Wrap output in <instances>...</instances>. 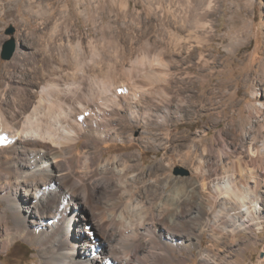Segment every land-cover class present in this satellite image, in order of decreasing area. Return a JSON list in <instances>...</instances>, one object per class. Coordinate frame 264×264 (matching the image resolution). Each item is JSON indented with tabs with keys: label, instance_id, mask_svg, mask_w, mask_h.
I'll return each instance as SVG.
<instances>
[{
	"label": "bare ground",
	"instance_id": "bare-ground-1",
	"mask_svg": "<svg viewBox=\"0 0 264 264\" xmlns=\"http://www.w3.org/2000/svg\"><path fill=\"white\" fill-rule=\"evenodd\" d=\"M138 2L140 9L131 0L17 2L14 51L6 60L0 51V251L22 239L37 247V264H183L184 251L192 257L200 248L207 264L217 253L192 235L195 223L205 220L214 239L219 228L234 235L264 221V51L230 56L245 45L235 36L228 56L207 55L225 13L218 0ZM0 9L5 16L2 0ZM7 37L0 26V50ZM214 79L209 99L236 88L223 109H234L228 127L178 155L195 170L189 191L209 194L206 208L189 201L184 180L162 160L146 169L141 150L100 149L133 141L156 154L167 144L183 148L187 136L173 132L203 106ZM241 84L247 93L237 100ZM87 213L98 239L80 224Z\"/></svg>",
	"mask_w": 264,
	"mask_h": 264
},
{
	"label": "rangeland",
	"instance_id": "rangeland-1",
	"mask_svg": "<svg viewBox=\"0 0 264 264\" xmlns=\"http://www.w3.org/2000/svg\"><path fill=\"white\" fill-rule=\"evenodd\" d=\"M135 1L136 0H131L132 8L135 6L136 9H140L141 7L139 5L138 0L136 2ZM245 1L246 0H218L220 5L222 3L223 10L225 11V13L220 22L221 24L218 27L219 31L217 32V36L215 37V40L211 43L209 47L207 46L208 48L206 47V49L204 50L206 51L208 56L210 55L211 52L215 55L226 56L227 47L230 44L229 40H231V38L235 36L241 37L244 40L245 45L239 47L237 52L230 56L235 58L237 54L247 55L248 53L253 51L255 46L257 48V51H264V0H253L251 3L252 5L248 4L247 1L246 2ZM17 2H19V0H13V1L2 0L3 9H5L6 15L4 16L2 13H0V26L4 27V33L6 35H9V37L5 39V41L1 46L0 51H2L1 52L2 60H6L10 57L9 56L10 54L7 53L9 50H11L10 48H12V51H14V47H15L14 35L16 29L20 28L21 25L20 23L22 22L21 11L17 5ZM235 11L237 12V15ZM218 15L219 13H216V16ZM248 22L251 23L252 26L251 28L247 29V31H245L244 28L248 24ZM78 24L80 25V22H78ZM255 34L257 35L254 37ZM251 37L254 38L252 42H249ZM215 81L216 80L214 79V81L210 83L209 88L206 89L207 91L203 92L201 98L204 103L203 106L197 108V111L193 110L189 114H186L185 119L180 121V125H178V127L173 132L174 134H176V136H180V135L187 136L186 140L183 143L184 144L183 148L175 149L172 146H169V144H167L166 145L167 150L161 149L159 151V154L158 153L156 154L152 150L144 149L142 146H140L141 144L139 141H133L131 143L108 142V143H104V145H100V149L104 152L105 156L114 155V154L126 155L130 153L139 154V150H141L142 151L140 155L141 160L146 169L150 167L153 168V166H155L160 160H162L164 165L166 164L165 171H167V173L170 174V176L173 179L184 180L185 184L187 185L186 188L188 189L189 192L188 193L190 199L189 201L193 200L196 203L198 202V204L203 203L202 207L206 208L205 203L208 202H205V199H208L209 194L206 193L205 195V191L200 192L199 188L195 189V192L189 191V188L191 187L192 183L195 184L197 183L196 179L193 176L195 175V170L194 167L191 164H189V162H186V160L184 159L182 160L179 156H182V154L185 153L188 147L192 144H196V141H198L199 139H203L204 143L207 144L216 138L219 129L223 130L224 128L228 127V123L229 120L231 119V114L234 109L226 110L225 114H223V109L228 104L226 95L229 94L230 92L236 91V88L235 87L234 88L230 87L229 89L227 88L224 90L225 96L224 95L215 96L209 99L208 97L210 96L209 95L210 90L215 88V84H216ZM239 88L240 89L237 92V100L243 98L247 93V92L245 93L243 84H241ZM116 89L117 88H115L113 91H110L109 94L113 93ZM190 91L196 92L197 89L192 88L190 89ZM260 93L263 95L264 98V91L262 89ZM102 100L103 99H100V101L93 103V105L98 104ZM240 108L241 111L243 112V115L241 116V119H239L238 121L243 123L244 122L243 116L246 115V112L244 113V111L246 110V101L241 103ZM87 109L88 107L84 108L82 112H84ZM217 122L218 124H216ZM171 129L172 127L167 128L166 130L171 131ZM133 132L135 137L138 138L139 133H137V128H135ZM240 136H242L241 132H238L235 135L233 134L227 135L224 141V145L225 146L229 145V142L235 139H236L235 141L238 142ZM159 138L162 139L164 138V136L161 135ZM81 142L82 140L80 141V145L82 144ZM200 152H201V147L198 153L200 154ZM139 199L140 198H137L136 201H138ZM141 200H145V199L141 198ZM201 200H203L204 202H200ZM59 202L62 203V200H60ZM4 209H5L4 202L0 201V212L3 211ZM143 211L145 213L147 209H143L142 212ZM88 215L89 214L87 213V216ZM88 217L86 221L82 220L81 218L82 221L80 224L86 228L91 227L90 231L93 234H95L96 239H98L97 238L98 233L95 229V225H93V222L90 219V215ZM203 222L207 224L205 220H201L200 222L194 224V227L191 229V232L192 235L197 239V241L199 240L200 236H202L201 246L206 247L211 244L214 247L217 256L213 262H209L210 264H230V263L257 264L258 263V261L262 257L261 252L264 249V221L261 222L259 228L255 226H251L249 227V229L238 231L234 235L227 232L223 233L222 229L220 228L219 229L214 228V230L216 229L219 230V231L218 230L214 231V235H215L214 239L210 237L209 235L210 232L206 229V225ZM43 223L44 220L38 225V228L41 227ZM200 224H202V226ZM1 225L4 226L5 223H2ZM157 227L162 232L163 227L161 225L160 227L162 228H160L159 226ZM76 229H75V233H76ZM221 232L223 233V235L221 234ZM83 234L84 233H82V236H85ZM215 239L216 241H214ZM96 243H98V241ZM4 249L0 251V264H35V263L37 264L38 263L39 257H38L37 247L22 239L13 240L12 242H10L7 248ZM199 250L200 248L195 249L193 251L194 254L192 255V257H190L188 253L184 251L183 255L186 257V261L183 264H200V260L198 256Z\"/></svg>",
	"mask_w": 264,
	"mask_h": 264
},
{
	"label": "snow or ice",
	"instance_id": "snow-or-ice-1",
	"mask_svg": "<svg viewBox=\"0 0 264 264\" xmlns=\"http://www.w3.org/2000/svg\"><path fill=\"white\" fill-rule=\"evenodd\" d=\"M81 119H83V117H81Z\"/></svg>",
	"mask_w": 264,
	"mask_h": 264
},
{
	"label": "water",
	"instance_id": "water-1",
	"mask_svg": "<svg viewBox=\"0 0 264 264\" xmlns=\"http://www.w3.org/2000/svg\"><path fill=\"white\" fill-rule=\"evenodd\" d=\"M11 49V48H10ZM10 51V50H9Z\"/></svg>",
	"mask_w": 264,
	"mask_h": 264
},
{
	"label": "trees",
	"instance_id": "trees-1",
	"mask_svg": "<svg viewBox=\"0 0 264 264\" xmlns=\"http://www.w3.org/2000/svg\"><path fill=\"white\" fill-rule=\"evenodd\" d=\"M91 228V227H90Z\"/></svg>",
	"mask_w": 264,
	"mask_h": 264
}]
</instances>
